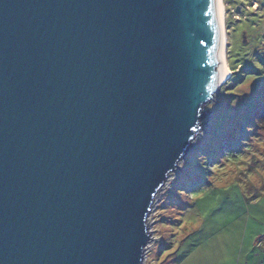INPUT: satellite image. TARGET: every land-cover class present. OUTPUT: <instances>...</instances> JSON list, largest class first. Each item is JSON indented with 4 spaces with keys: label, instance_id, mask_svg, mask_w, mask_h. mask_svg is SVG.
Wrapping results in <instances>:
<instances>
[{
    "label": "water",
    "instance_id": "obj_1",
    "mask_svg": "<svg viewBox=\"0 0 264 264\" xmlns=\"http://www.w3.org/2000/svg\"><path fill=\"white\" fill-rule=\"evenodd\" d=\"M218 47L213 0H0V264H143Z\"/></svg>",
    "mask_w": 264,
    "mask_h": 264
},
{
    "label": "rangeland",
    "instance_id": "obj_2",
    "mask_svg": "<svg viewBox=\"0 0 264 264\" xmlns=\"http://www.w3.org/2000/svg\"><path fill=\"white\" fill-rule=\"evenodd\" d=\"M222 2L229 76L155 195L143 264H264V133L250 135L264 106V0Z\"/></svg>",
    "mask_w": 264,
    "mask_h": 264
},
{
    "label": "bare ground",
    "instance_id": "obj_3",
    "mask_svg": "<svg viewBox=\"0 0 264 264\" xmlns=\"http://www.w3.org/2000/svg\"><path fill=\"white\" fill-rule=\"evenodd\" d=\"M215 4V10L218 18V58H219V73L218 84L225 83L229 76V70L226 64L225 56V35H224V5L222 0H213Z\"/></svg>",
    "mask_w": 264,
    "mask_h": 264
},
{
    "label": "trees",
    "instance_id": "obj_4",
    "mask_svg": "<svg viewBox=\"0 0 264 264\" xmlns=\"http://www.w3.org/2000/svg\"><path fill=\"white\" fill-rule=\"evenodd\" d=\"M250 125L252 126V134H250V135H253L254 133H256L258 135V133H260V132L264 133V106L254 114V116L250 122ZM256 137H258V136H256ZM237 141H241V140L237 139L236 141H233L232 142V145H233L232 148L236 145L237 146L239 145L236 143ZM243 141H245V140H242L241 142H243Z\"/></svg>",
    "mask_w": 264,
    "mask_h": 264
}]
</instances>
